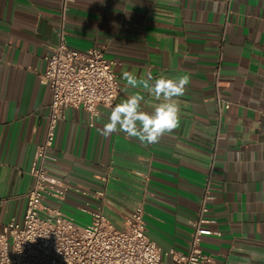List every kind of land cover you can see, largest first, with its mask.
Masks as SVG:
<instances>
[{"label": "crops", "instance_id": "1", "mask_svg": "<svg viewBox=\"0 0 264 264\" xmlns=\"http://www.w3.org/2000/svg\"><path fill=\"white\" fill-rule=\"evenodd\" d=\"M61 2L0 0V231L25 211L28 171L51 102L41 82L44 56L62 28L68 47H96L114 62V106L137 91L144 111L159 103L128 87L125 71L154 79L190 75L178 98L180 127L155 145L123 133L100 135L110 107L99 106L93 126L84 110L67 109L56 162L47 165L69 186L62 211L84 225L90 215L82 209L100 204L123 229L142 204L146 235L171 264L166 250L189 249V221L213 160L209 215L221 236L204 237L201 248L212 264H264V0H72L64 14ZM100 190L102 201L92 197Z\"/></svg>", "mask_w": 264, "mask_h": 264}, {"label": "built area", "instance_id": "2", "mask_svg": "<svg viewBox=\"0 0 264 264\" xmlns=\"http://www.w3.org/2000/svg\"><path fill=\"white\" fill-rule=\"evenodd\" d=\"M72 0H62L64 14ZM221 60V55L219 61ZM41 82L51 92L44 141L35 147L28 174L32 184L25 194V211L20 220H10L0 231V264H167L161 249L146 235L144 209L139 204L117 229L104 216L99 204L88 212L90 220L80 226L67 216L60 204L69 186L49 172L56 162L57 129L68 108H80L93 126L99 106H114L120 83L112 70L114 62L92 47L79 51L68 47L61 28L59 40L44 56ZM220 62L213 75L217 84ZM217 91V90H216ZM216 100L221 102L218 91ZM229 102L223 103L228 108ZM213 160L201 189L196 215L189 221L191 235L186 253L169 248L164 253L171 264H212L203 252L204 237H220L217 220L209 215L215 196L212 192ZM101 181L106 182L107 177ZM102 201L103 190L92 194Z\"/></svg>", "mask_w": 264, "mask_h": 264}, {"label": "clouds", "instance_id": "3", "mask_svg": "<svg viewBox=\"0 0 264 264\" xmlns=\"http://www.w3.org/2000/svg\"><path fill=\"white\" fill-rule=\"evenodd\" d=\"M122 79L132 89H143L153 95L159 103L154 110L142 109L145 97L139 91L128 96L124 101L111 108L107 122L97 131L102 136L123 133L128 138H136L145 145H155L166 134H172L180 127L181 106L179 97L184 96L190 75L184 74L175 78L159 77L154 79L151 73L147 78H138L134 73L125 71ZM97 117L101 114L96 113Z\"/></svg>", "mask_w": 264, "mask_h": 264}, {"label": "rangeland", "instance_id": "4", "mask_svg": "<svg viewBox=\"0 0 264 264\" xmlns=\"http://www.w3.org/2000/svg\"><path fill=\"white\" fill-rule=\"evenodd\" d=\"M63 212L66 213V209L65 207H63ZM75 223H77L78 225L82 226V224H80L78 221H75ZM118 229V228H117ZM120 230H122V227L119 228Z\"/></svg>", "mask_w": 264, "mask_h": 264}]
</instances>
